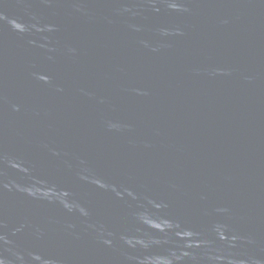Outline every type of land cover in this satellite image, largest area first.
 Instances as JSON below:
<instances>
[{
  "label": "water",
  "instance_id": "1",
  "mask_svg": "<svg viewBox=\"0 0 264 264\" xmlns=\"http://www.w3.org/2000/svg\"><path fill=\"white\" fill-rule=\"evenodd\" d=\"M0 264H264V0H0Z\"/></svg>",
  "mask_w": 264,
  "mask_h": 264
}]
</instances>
